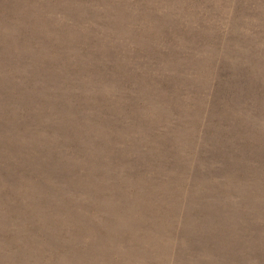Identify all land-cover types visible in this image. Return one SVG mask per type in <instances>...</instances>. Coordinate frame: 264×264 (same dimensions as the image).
<instances>
[{
  "label": "rangeland",
  "instance_id": "1",
  "mask_svg": "<svg viewBox=\"0 0 264 264\" xmlns=\"http://www.w3.org/2000/svg\"><path fill=\"white\" fill-rule=\"evenodd\" d=\"M0 264H264V0H0Z\"/></svg>",
  "mask_w": 264,
  "mask_h": 264
}]
</instances>
